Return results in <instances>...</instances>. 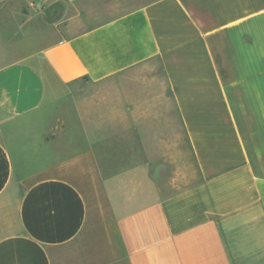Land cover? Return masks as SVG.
I'll return each mask as SVG.
<instances>
[{"label": "crops", "instance_id": "0c3cea01", "mask_svg": "<svg viewBox=\"0 0 264 264\" xmlns=\"http://www.w3.org/2000/svg\"><path fill=\"white\" fill-rule=\"evenodd\" d=\"M91 10L0 67V264H54L86 228L90 193L112 262L264 264V0H127L97 22ZM151 59L166 90L76 106L74 122L49 115L47 81L96 83ZM36 144L55 150L33 156ZM182 145L199 180L146 197V162ZM121 162L142 168L111 170Z\"/></svg>", "mask_w": 264, "mask_h": 264}, {"label": "rangeland", "instance_id": "374dc122", "mask_svg": "<svg viewBox=\"0 0 264 264\" xmlns=\"http://www.w3.org/2000/svg\"><path fill=\"white\" fill-rule=\"evenodd\" d=\"M126 4L127 0H93L83 3L68 0H0V67L10 61L40 53L80 30L84 25L78 14L80 9L90 6V21L97 22L110 18L118 12L117 6ZM29 61L40 67L42 65L37 59ZM167 86L159 60L151 59L96 83L86 78H80L69 85L57 82L51 85L47 81L46 99L50 116L54 112L62 113V109H65L62 115L65 114L69 121L74 122L76 116L71 113V108L76 106H126L133 100L141 102L143 99L137 96L146 95V91H164ZM35 146L31 150L33 156L40 152L43 157L46 152L55 150L53 145ZM176 150L170 156L171 160L146 162V197L147 191L159 197L170 195L199 180L200 175L187 147L182 145L176 147ZM109 165L112 171L128 167L137 172L142 168V163L121 162ZM82 170L85 173L84 166ZM84 175L80 180L91 185L92 179L88 173ZM88 198L90 219L86 228L68 246L53 250L54 264H126L124 260L112 262L95 197L90 193Z\"/></svg>", "mask_w": 264, "mask_h": 264}]
</instances>
